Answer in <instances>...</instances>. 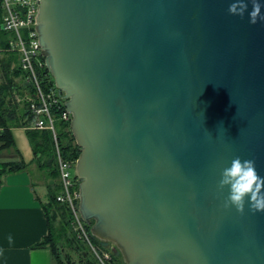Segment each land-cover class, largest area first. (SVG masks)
I'll return each mask as SVG.
<instances>
[{
  "label": "water",
  "instance_id": "water-1",
  "mask_svg": "<svg viewBox=\"0 0 264 264\" xmlns=\"http://www.w3.org/2000/svg\"><path fill=\"white\" fill-rule=\"evenodd\" d=\"M37 2L90 234L124 264H264V211L217 187L235 156L264 177V22L231 0Z\"/></svg>",
  "mask_w": 264,
  "mask_h": 264
},
{
  "label": "trees",
  "instance_id": "trees-1",
  "mask_svg": "<svg viewBox=\"0 0 264 264\" xmlns=\"http://www.w3.org/2000/svg\"><path fill=\"white\" fill-rule=\"evenodd\" d=\"M0 20L2 16V9L0 8ZM0 33L4 36L2 41V50L9 55V59L0 63V72L3 73V82L0 84V149L8 147L12 143L10 135V127L18 126L25 130L29 144L31 146L33 160L36 166L40 169H47L49 179L47 185H54L53 177L57 178V171L55 168L53 147L51 137L47 130L29 129L26 126L31 122V114L28 110L27 99L33 96V91L30 85L24 81V74L18 65V54L14 50L8 49V40L12 36L9 32L2 31ZM41 83H46L54 86L53 80L45 66L38 70ZM24 88L27 92L26 96H22L21 108L16 109V104H11V93L17 92ZM13 102V101H12ZM57 139L62 156L65 159L75 160L79 154V149L74 141L70 129L63 130V126L56 122ZM4 167L0 168V174L9 170H16L24 167L21 161H11L4 163ZM76 177V176H74ZM77 187V185H75ZM59 189L54 193L46 186V195L41 201V208L45 217L47 232L46 234L34 244L33 247H45L49 250L52 260L55 264H73L72 257L65 248L78 252L83 246H86L75 233L71 230V214L68 207L55 199ZM83 222V221H82ZM85 231L89 237L90 242L97 246L103 247L105 241L99 240L89 232V225L83 222ZM88 256L84 258V264H98L90 251H87ZM78 259L80 263L81 259ZM111 259L113 264H123V260L118 252L114 250L111 252Z\"/></svg>",
  "mask_w": 264,
  "mask_h": 264
},
{
  "label": "built area",
  "instance_id": "built-area-1",
  "mask_svg": "<svg viewBox=\"0 0 264 264\" xmlns=\"http://www.w3.org/2000/svg\"><path fill=\"white\" fill-rule=\"evenodd\" d=\"M37 6V0H0L2 9L0 29L12 35L8 40V49L17 52L18 65L24 74V81L33 91V96L27 99V107L32 118L26 128L49 132L60 186L55 199L68 207L72 217V230L91 250L95 261L98 264H113L108 250L90 242L77 211L78 191L75 185L78 184V179L70 172V169L74 168L75 160L71 161L62 156L56 127L58 121L63 130L69 129L71 116L63 105L66 100L63 93L58 92L55 86L48 85L46 81L41 83L42 80L39 78L38 70L45 64L35 31Z\"/></svg>",
  "mask_w": 264,
  "mask_h": 264
},
{
  "label": "crops",
  "instance_id": "crops-1",
  "mask_svg": "<svg viewBox=\"0 0 264 264\" xmlns=\"http://www.w3.org/2000/svg\"><path fill=\"white\" fill-rule=\"evenodd\" d=\"M16 128L21 127L13 126L9 129L11 145L0 149V168L11 161L24 164L23 168L0 174V264H55L47 248L33 247L47 232L40 203L45 198L46 187L33 180V171L41 170L33 160L31 146L23 128L31 153L29 160L25 159L28 152L24 145H16L12 133ZM20 135V131H17V136Z\"/></svg>",
  "mask_w": 264,
  "mask_h": 264
},
{
  "label": "clouds",
  "instance_id": "clouds-1",
  "mask_svg": "<svg viewBox=\"0 0 264 264\" xmlns=\"http://www.w3.org/2000/svg\"><path fill=\"white\" fill-rule=\"evenodd\" d=\"M248 2L251 3V10L248 11ZM264 5L260 0H231L228 6L230 15L244 17L248 12V22L256 24L264 22V13L261 9ZM219 190L227 188V195L223 201V207H234L243 214L245 203L252 213L264 211V177H261L256 170L253 159H241L235 156L231 159L230 165L220 171V179L217 182Z\"/></svg>",
  "mask_w": 264,
  "mask_h": 264
},
{
  "label": "rangeland",
  "instance_id": "rangeland-1",
  "mask_svg": "<svg viewBox=\"0 0 264 264\" xmlns=\"http://www.w3.org/2000/svg\"><path fill=\"white\" fill-rule=\"evenodd\" d=\"M1 15V13H0ZM10 39V38H9ZM4 40V36L0 33V63L1 62H4L5 60L9 59V55L5 54L1 48L2 46V41ZM3 73L0 72V84H2L3 82V79H2V76ZM11 104L12 103H15L16 104V111L17 109L21 108V104H22V99L21 97L22 96H26L27 92L24 88H21L19 89V91L17 90V92H12L11 93ZM13 101V102H12ZM17 131H20L21 135L20 137L17 136ZM13 135H14V140H15V143L16 145L18 146L19 143H22L24 145V147L27 149V152H28V156L25 158L26 161L29 160L30 156H31V153L30 151L28 150V141L24 135V132L21 128H16V129H13ZM19 137V138H18ZM20 139V140H19ZM22 140V142H21ZM19 148L21 149V151L23 152L22 148L19 146ZM18 148V149H19ZM20 151V150H19ZM24 155V154H23ZM41 171L39 172H34L32 173V178L33 180L35 181V183H38V184H43L45 187L47 186V188L51 191V192H56L58 189L60 190V186L58 185V182H57V178L56 177H53V181H54V185H51V186H48L47 185V181L50 180L49 179V176H48V170L47 169H40ZM70 172L71 173H74V168L70 169ZM59 192V191H58ZM71 230H72V227H71ZM73 231V230H72ZM100 240V239H99ZM103 241V240H102ZM106 243L103 244V247H101L102 249L104 250H108V252H112L114 250H117V248L114 246L113 243L109 242V241H105ZM86 245V244H85ZM66 249L67 252H69V255H71V257L73 258L72 259V262L73 264H84V258H87L88 256H90V254L88 255L87 254V251H91L88 246H83V248H81L78 252L76 251H73V250H70L68 248H65L64 247V250ZM76 257L77 258H80L81 261L80 263H78V259L76 260Z\"/></svg>",
  "mask_w": 264,
  "mask_h": 264
}]
</instances>
